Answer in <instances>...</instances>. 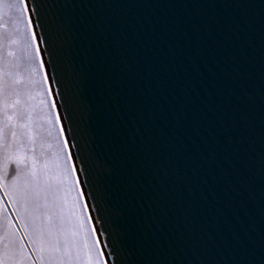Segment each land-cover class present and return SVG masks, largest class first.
<instances>
[{"label":"water","instance_id":"water-1","mask_svg":"<svg viewBox=\"0 0 264 264\" xmlns=\"http://www.w3.org/2000/svg\"><path fill=\"white\" fill-rule=\"evenodd\" d=\"M95 2L116 21L102 74L168 264H264V0Z\"/></svg>","mask_w":264,"mask_h":264},{"label":"snow or ice","instance_id":"snow-or-ice-1","mask_svg":"<svg viewBox=\"0 0 264 264\" xmlns=\"http://www.w3.org/2000/svg\"><path fill=\"white\" fill-rule=\"evenodd\" d=\"M104 7L95 0H32L29 10L25 0L30 42L54 118L48 167L71 178L76 194L77 264H168L170 246L124 151L115 94L102 74L97 41L116 23ZM0 163L5 170L0 174L15 167L21 181L34 166L28 153L14 147L0 153ZM7 251L12 264H22L14 245Z\"/></svg>","mask_w":264,"mask_h":264},{"label":"rangeland","instance_id":"rangeland-1","mask_svg":"<svg viewBox=\"0 0 264 264\" xmlns=\"http://www.w3.org/2000/svg\"><path fill=\"white\" fill-rule=\"evenodd\" d=\"M51 101L30 42L25 0H0V153L14 147L34 166L0 174V264H77L81 215L71 178L48 167L55 141ZM0 163V173H4Z\"/></svg>","mask_w":264,"mask_h":264}]
</instances>
